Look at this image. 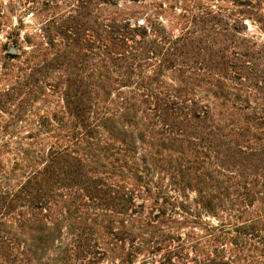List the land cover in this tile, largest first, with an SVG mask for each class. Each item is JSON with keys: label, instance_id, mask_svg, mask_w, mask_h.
<instances>
[{"label": "trees", "instance_id": "trees-1", "mask_svg": "<svg viewBox=\"0 0 264 264\" xmlns=\"http://www.w3.org/2000/svg\"><path fill=\"white\" fill-rule=\"evenodd\" d=\"M17 3L0 264H264V0Z\"/></svg>", "mask_w": 264, "mask_h": 264}, {"label": "rangeland", "instance_id": "rangeland-1", "mask_svg": "<svg viewBox=\"0 0 264 264\" xmlns=\"http://www.w3.org/2000/svg\"><path fill=\"white\" fill-rule=\"evenodd\" d=\"M20 0H0V70L3 65H7V59L3 58V52L1 51V45L6 43L8 50L12 48V42L17 40L18 44L22 47L25 52H28L29 46L26 43V35H28L36 23V17L32 15L30 10L25 11V8L21 7L19 3ZM30 1V0H29ZM149 1V0H147ZM27 7V4L26 6ZM248 30L251 33H256L255 24L251 21L247 23ZM261 39L264 40V33L261 34ZM26 56V55H25ZM25 56H21L19 59L10 61L14 63L15 66L24 67L25 66ZM5 83V80L2 75H0V88L2 84ZM49 102L45 98L34 102L31 105V113H27L29 119H35L38 115H41L49 109ZM54 107V106H53ZM1 115V114H0ZM9 117L4 115L0 117L2 120H6Z\"/></svg>", "mask_w": 264, "mask_h": 264}, {"label": "water", "instance_id": "water-1", "mask_svg": "<svg viewBox=\"0 0 264 264\" xmlns=\"http://www.w3.org/2000/svg\"><path fill=\"white\" fill-rule=\"evenodd\" d=\"M9 51H10V52H14V49H13V48H10Z\"/></svg>", "mask_w": 264, "mask_h": 264}]
</instances>
